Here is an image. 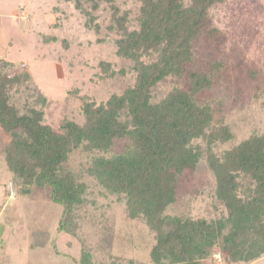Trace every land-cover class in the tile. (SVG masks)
I'll return each instance as SVG.
<instances>
[{"label":"trees","instance_id":"16d2710c","mask_svg":"<svg viewBox=\"0 0 264 264\" xmlns=\"http://www.w3.org/2000/svg\"><path fill=\"white\" fill-rule=\"evenodd\" d=\"M65 1H74L85 25L99 30L94 12L101 0H85L88 8L82 0ZM106 1L110 27L120 34L116 55L132 63L134 82L103 102L82 97L81 123L63 119L57 128L45 124L47 99L41 94L20 108L11 101V90L27 88L31 75L24 70L8 74L11 62L0 60L2 154L11 180L25 196L33 189L46 190L47 199L61 206L56 230L73 236L74 213L84 203L87 186L66 162L72 151L81 149L92 155L87 173L124 199L128 217H143L154 232L149 251L153 264H202L214 249L226 263L258 259L264 255V132L216 153L214 145L228 141L231 131L215 118L209 102L197 99L210 86L213 69L187 66L194 56L193 42L208 24L209 9L224 0H137L136 28L128 26L127 11ZM101 67L107 76L116 73L109 62ZM181 74L187 76L185 83L154 98L155 86ZM117 140L122 142L120 152L94 155L110 151ZM203 158L225 215L207 220L166 214L178 199L179 177L193 172ZM71 258L74 264L89 262L85 252Z\"/></svg>","mask_w":264,"mask_h":264},{"label":"rangeland","instance_id":"374dc122","mask_svg":"<svg viewBox=\"0 0 264 264\" xmlns=\"http://www.w3.org/2000/svg\"><path fill=\"white\" fill-rule=\"evenodd\" d=\"M113 3L120 12H128V26L136 28L140 3ZM82 5L88 8L90 4L82 0ZM208 13V24L194 40V56L187 66L213 69L210 86L201 90L197 99L209 102L215 118L229 126L232 137L214 145L220 154L250 134L264 132V0H224L211 6ZM94 15L99 30L85 25L74 1L0 0V60L11 62L8 74L28 71L33 81L27 88L11 90V101L21 108L24 102L32 104L36 96L44 95L43 122L53 128L63 119L82 122V97L103 102L134 82L132 63L115 52L120 34L110 27L109 2L101 0ZM101 62H109L116 73L107 76ZM186 80L185 74L168 77L154 87V98H161L169 87ZM1 133L0 163L5 142ZM121 150L122 142L117 140L110 151L94 155L109 156ZM91 156L77 149L66 162L87 186L84 203L74 213L73 236L62 232L60 238L56 232L61 206L49 201L44 189H33L27 198H17L7 207L17 220L12 219L10 227H22L21 234L26 235L23 242H28L29 233L37 228L50 231L53 244L49 247L56 245L67 253V264H73L72 256L79 259L84 252L89 255L86 264H153L149 251L155 242L154 232L143 217H128L124 199L108 192L87 173ZM9 173L7 168L0 171L1 189ZM214 187V176L203 158L193 172L185 171L179 177L178 199L165 213L207 220L223 217L225 210ZM201 263L264 264V255L249 263H226L214 249Z\"/></svg>","mask_w":264,"mask_h":264},{"label":"crops","instance_id":"0c3cea01","mask_svg":"<svg viewBox=\"0 0 264 264\" xmlns=\"http://www.w3.org/2000/svg\"><path fill=\"white\" fill-rule=\"evenodd\" d=\"M0 134H2L1 131ZM4 164L3 156L0 171L7 168ZM7 178V184L5 183L4 187L0 188V264H67L65 261L67 253L60 251L56 245L49 247L53 244L50 231L37 228L29 233L28 242H23L26 240V235L21 234L22 227H10L13 224L12 219L16 220V216L7 211V207L11 206V203L17 198H27V196L17 190L15 184L11 181V173ZM59 217L60 215L58 219ZM56 227L57 223L55 229ZM56 232L60 235V238L64 235L57 230ZM70 259L74 264L72 258Z\"/></svg>","mask_w":264,"mask_h":264}]
</instances>
